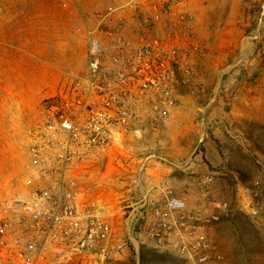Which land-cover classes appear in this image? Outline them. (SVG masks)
<instances>
[{"label":"rangeland","instance_id":"rangeland-1","mask_svg":"<svg viewBox=\"0 0 264 264\" xmlns=\"http://www.w3.org/2000/svg\"><path fill=\"white\" fill-rule=\"evenodd\" d=\"M127 2L0 0L1 192L26 195L47 185L30 161L34 132L47 103L86 80L89 31L104 45L115 40L99 16L111 12L116 24L123 20L124 32L135 30L130 17L137 12ZM166 8L147 28L176 33L170 40L190 64L188 76L178 75L176 106L157 129L127 133L110 148L93 151L75 171L92 172L104 194L112 187L100 198L112 205L100 201L109 208L100 207L112 209L121 264H189L149 235L152 213L144 211L146 219L132 229L146 194L139 182L149 175L146 161L193 182L190 198L178 195L188 211L217 216L198 228L228 264H264V0H169ZM149 11L155 14L153 7ZM166 187L175 190L166 183L162 193Z\"/></svg>","mask_w":264,"mask_h":264},{"label":"built area","instance_id":"built-area-1","mask_svg":"<svg viewBox=\"0 0 264 264\" xmlns=\"http://www.w3.org/2000/svg\"><path fill=\"white\" fill-rule=\"evenodd\" d=\"M168 3L128 0L125 6L137 12L130 17L135 20L132 32L120 29L123 20L116 24L118 17L111 12L100 15L99 25L110 28L105 34L115 39L109 45L89 31L86 80L72 94L47 103L29 148L31 164L47 185L26 195L0 190V264H121L122 244L116 242L113 223L92 203L78 200L81 170L76 172L74 166L127 133L157 129L176 106L178 75L188 76L190 64L170 40L176 33L147 28L149 21L168 13ZM163 194L159 203L143 195L132 229L148 211L155 220L146 227L158 245L170 244L189 264H228L198 228L217 216L202 209L188 211L185 199L172 187ZM214 205L224 207L221 202Z\"/></svg>","mask_w":264,"mask_h":264},{"label":"crops","instance_id":"crops-1","mask_svg":"<svg viewBox=\"0 0 264 264\" xmlns=\"http://www.w3.org/2000/svg\"><path fill=\"white\" fill-rule=\"evenodd\" d=\"M145 166H147L145 169L149 175H144V177L139 179L141 187L143 188L142 193L152 194L153 197L157 196L156 198L162 200L164 198L162 188L166 183H168L175 187L177 194L184 196L186 199L190 198V195L188 194V192H190V188H188V186L192 185L193 182H190L188 179L178 178L172 173V169L165 164L157 163L155 161H146ZM77 178L78 184L80 185L78 200L83 202L87 200L88 202L94 204L97 213L102 218L108 221L110 219L111 221L112 217L109 214V210L112 209H108V211L101 209L100 206L105 205V203L102 204V202H106L107 199L100 200V198L103 196L106 197L110 194L109 191L112 190V187H109L108 192L104 194L105 188L101 189V187H104L105 185L97 180L92 172L86 173L84 169H81ZM107 203L112 205L113 202H109L108 200L106 204ZM106 208L109 207L106 206Z\"/></svg>","mask_w":264,"mask_h":264}]
</instances>
